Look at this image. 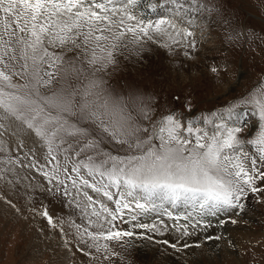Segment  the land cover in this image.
Listing matches in <instances>:
<instances>
[{
  "label": "snow or ice",
  "instance_id": "1",
  "mask_svg": "<svg viewBox=\"0 0 264 264\" xmlns=\"http://www.w3.org/2000/svg\"><path fill=\"white\" fill-rule=\"evenodd\" d=\"M140 2L0 0V153L16 142L28 163L19 156L6 163L34 169L48 195L75 205L87 226L64 223L81 244L103 248L105 259L120 255L107 241L124 248L132 238H152L136 229L160 231L139 216L156 212L195 220L193 227H211L204 218L220 217L223 227L243 219L249 194L264 196V77L220 109L186 121L174 111L154 118L155 96L109 82L122 59L143 62L148 42L189 56L203 17L221 12L215 0H148L152 12L163 9L153 20L136 13ZM240 35L230 31L226 39ZM221 70L209 67L213 74ZM249 112L256 130L241 136ZM14 171L4 168L0 179L11 183L7 174ZM39 214L56 226L47 208ZM60 230L68 234L63 225ZM177 231L190 235L188 224Z\"/></svg>",
  "mask_w": 264,
  "mask_h": 264
},
{
  "label": "rangeland",
  "instance_id": "2",
  "mask_svg": "<svg viewBox=\"0 0 264 264\" xmlns=\"http://www.w3.org/2000/svg\"><path fill=\"white\" fill-rule=\"evenodd\" d=\"M151 2L159 3L161 0ZM215 2L221 12L203 17L200 27L195 29L197 48L189 56L184 55L182 48L176 47L172 52L163 45L148 42L143 62H137V58L122 59L109 82L118 90L135 87L155 96L157 112L154 118L174 111L185 121L202 119L209 112L244 95L264 77V0ZM140 8L143 12L147 8L146 19L157 18L144 0L136 7L137 14ZM230 31L241 33L239 39H226ZM210 66H221L222 70L213 74L209 71ZM246 118L242 120L244 131L241 136H251L256 130L257 117L249 112ZM247 147L254 152L251 146ZM112 150L115 151L114 148ZM17 156L24 164L28 163L23 152L17 151L16 142L8 145L6 153H0V172L6 167L15 169L14 173L7 174L11 183L0 179V264H264V196L259 193L248 195L246 213L235 225L227 223L220 226L217 223L220 217H212L216 219L210 228L193 227L195 220L175 221L156 212L139 216L138 222L155 223L160 231L150 233L149 230L136 229V232L152 237V241L135 237L136 240L132 238L124 248L116 241H107L120 255L105 259L103 248L97 252L95 248L81 244L76 229L68 228L64 223L74 221L82 227L87 226L84 214L75 205L69 206L63 198L54 199L48 195L47 181L34 169L6 163L9 157L15 159ZM87 191L96 197V193L90 189ZM109 207H113L110 202ZM44 208L53 217L55 227L39 214ZM223 218L227 220V215ZM209 219L205 217V220ZM160 220L164 221L166 228ZM116 223L120 229L131 230L130 224ZM184 224H188L190 235L177 231V227ZM62 225L67 235L60 230ZM227 226L231 229L225 236ZM89 230L96 232L100 229L92 227ZM212 230L214 232H210ZM208 234H222L224 238L212 240L217 244L205 245L204 235ZM145 240L149 243L146 244ZM177 241L180 242L177 247H171ZM185 242L199 246H193L194 250L184 249L180 245ZM79 248H84V252Z\"/></svg>",
  "mask_w": 264,
  "mask_h": 264
},
{
  "label": "bare ground",
  "instance_id": "3",
  "mask_svg": "<svg viewBox=\"0 0 264 264\" xmlns=\"http://www.w3.org/2000/svg\"><path fill=\"white\" fill-rule=\"evenodd\" d=\"M145 2H146V5H147V3H148V0H144ZM145 6V5H144ZM147 8H145V11H147L146 10ZM138 10V14L139 15H143V14H141L143 11H141V10H143V8H140V9H137ZM163 13V9H157V12H155V18L156 17H158L160 14H162ZM149 16V15H148ZM144 17H146L147 18V15H144ZM247 117V115L246 116H244V117H242V120H244V118H246ZM247 119V118H246ZM8 207V206H7ZM6 207V208H7ZM36 217V216H35ZM214 218V217H213ZM212 217H210V219H213ZM205 219V218H204ZM207 219V218H206ZM209 219V220H210ZM216 219V218H215ZM215 219H213V220H210L211 221V224H213L214 222H215ZM33 220V219H32ZM209 220H205V221H209ZM43 221V220H42ZM40 222V221H39ZM35 222H33V224H34ZM33 224H31V226L33 225ZM37 225H39V224H37ZM34 227H35V224L33 225ZM200 226V225H199ZM48 228V227H47ZM211 228V227H210ZM226 229H225V231H224V234H225V236H226V234L228 233V231H230V229H229V227L227 226V227H225ZM43 229V228H42ZM223 230V229H222ZM207 231V229L205 230V232ZM217 231V230H216ZM205 232H204V234H205ZM209 232V231H208ZM207 232V233H208ZM210 232H214L213 230L212 231H210ZM209 232V233H210ZM150 233H151V231H150ZM203 233V232H202ZM222 233V232H221ZM45 234V233H44ZM49 234H51V233H49ZM48 234V235H49ZM56 234V233H55ZM44 236V235H43ZM47 236V235H46ZM153 236V235H152ZM206 236H209V234L208 235H206ZM205 235H204V243L203 244H205V245H212L213 243H216V241H212V240H206L205 239V237H206ZM47 237H49V236H47ZM154 237V236H153ZM221 237H223L222 236V234H221ZM224 238V237H223ZM139 239V238H138ZM158 239V238H157ZM161 239V238H160ZM200 239V238H199ZM203 239V238H202ZM135 240H136V238H135ZM141 240H143V239H141ZM150 240V239H149ZM221 240V239H220ZM229 240V239H228ZM147 240H145V243L147 244V243H149V242H146ZM150 241H152V239L150 240ZM155 241V240H154ZM198 239H197V243H198ZM201 241V240H200ZM152 243V242H151ZM156 243V242H155ZM185 243H187V242H185ZM159 244V243H158ZM217 244V243H216ZM50 245V244H49ZM144 245V244H143ZM153 245V244H152ZM201 245V244H200ZM155 246V245H154ZM148 247H150V248H153V247H151L150 246V244H148ZM162 248H163V246H161ZM209 248V247H208ZM191 249H193L194 250V248H192V247H190V250ZM211 250V249H210ZM188 251V250H187Z\"/></svg>",
  "mask_w": 264,
  "mask_h": 264
}]
</instances>
